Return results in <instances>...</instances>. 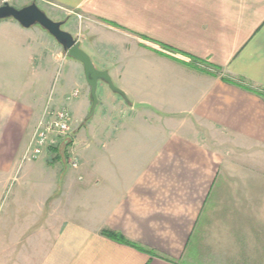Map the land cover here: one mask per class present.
Wrapping results in <instances>:
<instances>
[{
    "label": "crops",
    "instance_id": "1",
    "mask_svg": "<svg viewBox=\"0 0 264 264\" xmlns=\"http://www.w3.org/2000/svg\"><path fill=\"white\" fill-rule=\"evenodd\" d=\"M39 1L100 24L94 65L126 99L98 85L76 168L23 160L55 64L53 109L83 118L90 88L46 30L0 20L4 192L30 163L0 264H264V0Z\"/></svg>",
    "mask_w": 264,
    "mask_h": 264
},
{
    "label": "rangeland",
    "instance_id": "2",
    "mask_svg": "<svg viewBox=\"0 0 264 264\" xmlns=\"http://www.w3.org/2000/svg\"><path fill=\"white\" fill-rule=\"evenodd\" d=\"M32 1H35L38 4V6L43 11H45V13L50 18H52L53 20L64 21V24L62 25V29L70 32L74 36L76 41L79 42L80 47L91 57L92 62L94 64V60L92 57L94 56L95 57L94 59L96 60L97 56L89 50L88 43H92L93 46L95 48H98L99 50L101 49L102 44H100L98 41H96L97 38L100 36V33H95V31H93V25L96 26V25H100V24L93 19L90 20L89 18H85L81 15H75V14H70V13L65 14V15L64 14L59 15L55 12V10L46 6L45 4H43V2L41 3L39 0H0V5L3 4L4 2H8L9 4L14 5L16 7H21V6H24V5L31 3ZM96 42H98V43H96ZM91 55H93V56H91ZM0 72L2 75V64H0ZM62 73H63V65L61 63L60 64L56 63L55 64L54 78L52 79L50 86H49V89H48V92L50 91V94L48 95V98L45 102V105L48 102L49 98H51L50 101L52 102V97H51L52 93L55 94L56 92L59 91V88L61 86ZM100 84H103V83L99 82L98 85H100ZM101 92H102L101 87H100V89L97 87V95L98 96L101 95ZM77 95H78V89H74L73 91H71V93H69L68 98H73ZM89 97H90V94H89ZM57 108H65V107H57L56 106L55 109H57ZM88 114H89V111L86 113V115L83 118H81L79 120H75V121H73V118L70 114L72 122L70 121V124H69V133L66 136H64V138H62V140L60 142L58 141V143L44 149L45 152L40 158H43L48 152L55 151V152H53V155H52L53 159H55L52 162V164L54 166L48 165L49 166L48 168L50 170L53 168L55 170L61 169V164H60L59 160L57 159L58 157H61L63 159H69L68 155L70 156V150H71L70 148L71 147H68V146L70 143H72V141H75L76 137L78 136L77 135L78 130L81 127H83L93 116V114L91 116H88ZM41 116H42V113L40 114L38 120L40 119ZM64 141L66 142V144H64ZM72 155L75 156V154H72ZM40 158H38V159H40ZM46 159H49V157H46ZM31 162H32V164H37V163H33L36 161H31ZM47 163H48L47 160H43L40 165L46 166ZM68 163H69V161H68ZM29 164L30 163H28V161L24 162L22 164L21 171L17 173L18 178H14L12 180V182L10 183L11 185L7 188V191L5 190V192H4V190H2V178H0V235H2V218H4L7 214H8V216L13 215L14 208H13V204L11 203L13 201V198H12L13 191L15 190V188L18 184L25 183V179L22 178V174L26 171ZM40 165L39 166L37 165V168H40ZM77 166H78V160H77ZM76 167H72V168H76ZM54 173L57 174L56 171H54ZM55 178H56L55 180L57 183V180L59 179V177H55Z\"/></svg>",
    "mask_w": 264,
    "mask_h": 264
},
{
    "label": "water",
    "instance_id": "3",
    "mask_svg": "<svg viewBox=\"0 0 264 264\" xmlns=\"http://www.w3.org/2000/svg\"><path fill=\"white\" fill-rule=\"evenodd\" d=\"M6 18L14 19L24 28L39 25L55 39L69 57L82 63L84 78L90 88L91 106L88 116L94 113L98 103L97 87L99 82L126 99L124 93L113 83L108 71L96 68L91 57L80 47L74 36L62 29L64 21L50 18L35 1L21 7L4 2L0 5V20ZM64 144H66L65 141Z\"/></svg>",
    "mask_w": 264,
    "mask_h": 264
},
{
    "label": "built area",
    "instance_id": "4",
    "mask_svg": "<svg viewBox=\"0 0 264 264\" xmlns=\"http://www.w3.org/2000/svg\"><path fill=\"white\" fill-rule=\"evenodd\" d=\"M51 98L44 106L42 116L37 121L31 139L24 151L23 160H36L44 154V149L50 147L69 133L70 114L66 108L53 109ZM69 163L77 166V159L70 153Z\"/></svg>",
    "mask_w": 264,
    "mask_h": 264
},
{
    "label": "trees",
    "instance_id": "5",
    "mask_svg": "<svg viewBox=\"0 0 264 264\" xmlns=\"http://www.w3.org/2000/svg\"><path fill=\"white\" fill-rule=\"evenodd\" d=\"M263 95H264V94H263ZM106 234H107L108 236H110V237H114V238H116V237L119 238V237H120V236L118 237V235L115 234L114 232H107ZM121 240L126 241L124 238H121Z\"/></svg>",
    "mask_w": 264,
    "mask_h": 264
}]
</instances>
